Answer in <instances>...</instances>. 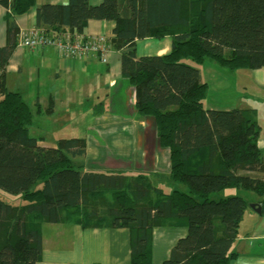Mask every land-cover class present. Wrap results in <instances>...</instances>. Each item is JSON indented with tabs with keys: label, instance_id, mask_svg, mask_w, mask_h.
Returning a JSON list of instances; mask_svg holds the SVG:
<instances>
[{
	"label": "trees",
	"instance_id": "1",
	"mask_svg": "<svg viewBox=\"0 0 264 264\" xmlns=\"http://www.w3.org/2000/svg\"><path fill=\"white\" fill-rule=\"evenodd\" d=\"M0 2L9 9L7 43L0 47V191L23 199L14 205L0 194V264H38L43 225L68 223L128 229L131 264H153L156 228L185 227L188 234L162 264H231L250 202L211 195L253 192L264 206L262 129L256 109H207L208 83L187 61L213 60L231 72L264 68V0ZM34 9L37 28L46 33L82 34L92 20L115 23L111 45L122 52V76L136 90L137 112L154 120L159 143L170 152L169 179L186 190L166 192L145 174L85 171L76 162L86 154L84 138L45 148L32 135L35 112L5 78L20 33L17 19ZM166 37L170 53L137 56L139 40Z\"/></svg>",
	"mask_w": 264,
	"mask_h": 264
},
{
	"label": "crops",
	"instance_id": "2",
	"mask_svg": "<svg viewBox=\"0 0 264 264\" xmlns=\"http://www.w3.org/2000/svg\"><path fill=\"white\" fill-rule=\"evenodd\" d=\"M66 1L37 0V7L46 3L62 5ZM89 2L97 6L103 0ZM7 13L9 9L0 2V47L7 43ZM36 17L34 9L17 19L20 33L5 78L7 88L19 92L35 112L32 135L41 138L45 148L55 146L60 139L84 138L86 154L76 162L85 171L145 174L151 180L161 173L170 176V152L161 147L154 120L138 114L136 90L122 76V52L115 51L109 63L98 59L81 62L64 59L51 47L38 51L19 45L23 36L37 29ZM114 29L112 21L92 20L83 35L112 39ZM171 50L170 37L147 38L136 45L138 57L163 56ZM255 76L245 91L258 92L262 97L264 68L255 70ZM51 101L53 111L49 113ZM257 105H261L258 100L241 109L257 110L262 149L264 109ZM259 200L250 204L260 205L262 213L249 206L241 221L239 237L232 246L236 257L231 264H264V206ZM187 234L185 227L156 228L153 264L166 261L177 241ZM42 235L43 252L38 264H131V239L126 228L84 229L76 223L44 224Z\"/></svg>",
	"mask_w": 264,
	"mask_h": 264
},
{
	"label": "rangeland",
	"instance_id": "3",
	"mask_svg": "<svg viewBox=\"0 0 264 264\" xmlns=\"http://www.w3.org/2000/svg\"><path fill=\"white\" fill-rule=\"evenodd\" d=\"M189 64L198 68L201 72L203 81L208 83L209 90L205 105L207 109L212 110H233L245 108V106L253 104L255 101H259L261 105L259 108L264 109V91L261 94L258 92H253L252 90H246L249 81L255 78V71H241V72H231L223 69L217 62L213 60H207L203 65H198L193 63L191 60L187 61ZM248 89V88H247ZM35 136V133H33ZM264 151V147L262 148ZM153 182L155 186L161 187L166 190V192H173L176 188L186 190L185 186L176 187L174 186L169 176H165L161 173L157 178L153 177ZM42 182H39L36 188H41ZM241 194H240V193ZM5 198V200L14 205L23 204V199L21 194H8L0 191ZM241 195L248 202H253L254 199H259L257 194L253 192L238 190V189H227L219 193H213L211 195L212 199L219 200L221 198H228L230 196Z\"/></svg>",
	"mask_w": 264,
	"mask_h": 264
},
{
	"label": "built area",
	"instance_id": "4",
	"mask_svg": "<svg viewBox=\"0 0 264 264\" xmlns=\"http://www.w3.org/2000/svg\"><path fill=\"white\" fill-rule=\"evenodd\" d=\"M19 45L38 51L51 47L64 59L81 62L98 59L109 63L111 55L115 52L111 39L105 35L87 36L76 32L70 34L67 30L58 35L37 28L23 36Z\"/></svg>",
	"mask_w": 264,
	"mask_h": 264
},
{
	"label": "water",
	"instance_id": "5",
	"mask_svg": "<svg viewBox=\"0 0 264 264\" xmlns=\"http://www.w3.org/2000/svg\"><path fill=\"white\" fill-rule=\"evenodd\" d=\"M250 207L253 211L261 214L262 213V207L258 204H250Z\"/></svg>",
	"mask_w": 264,
	"mask_h": 264
}]
</instances>
